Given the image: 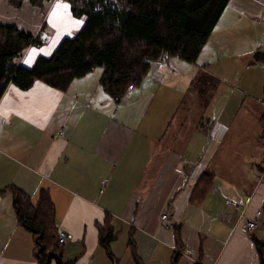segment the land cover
<instances>
[{"label":"crops","instance_id":"obj_1","mask_svg":"<svg viewBox=\"0 0 264 264\" xmlns=\"http://www.w3.org/2000/svg\"><path fill=\"white\" fill-rule=\"evenodd\" d=\"M58 3L46 8L50 33L43 31V44L30 46L18 65L30 68L37 57L51 56L84 25L68 3L67 9ZM29 15L1 24L36 34L42 12L32 7ZM263 53L264 0H229L195 64L170 57L152 66L120 102L100 88L98 69L64 92L42 81L28 90L8 85L0 98V189L14 185L33 200L48 190L56 225L66 232L67 264H110L94 261L106 215L119 234L133 231L141 264H170L177 250L172 226L178 223L184 244L178 264H260L244 224L264 209V153L245 152L241 135L240 143H226L228 128L220 118L208 117L186 134L175 116L192 90L209 96V116L229 108L235 114L251 94L245 84L252 72L261 79L248 106L264 110ZM204 171L212 174V187L195 205L189 197ZM252 231L264 240V225ZM32 251V235L16 223L6 190L0 194V264H38ZM130 259L135 264L131 253Z\"/></svg>","mask_w":264,"mask_h":264},{"label":"trees","instance_id":"obj_2","mask_svg":"<svg viewBox=\"0 0 264 264\" xmlns=\"http://www.w3.org/2000/svg\"><path fill=\"white\" fill-rule=\"evenodd\" d=\"M6 1L17 9L27 1L42 13L54 2ZM61 1L69 4L73 16L84 17V25L74 36L63 38L51 56L37 57L30 68L18 65V61L30 46L43 44L44 26L37 34H31L15 24L0 23V98L10 84L28 90L37 81L64 92L75 79L100 68V88L109 98L120 102L129 86H139L163 54L195 64L229 3V0ZM260 120L264 124V115ZM212 179L207 171L199 176L190 194V203L197 205L203 201L212 187ZM6 190L12 194L16 223L32 235L36 263L67 264L64 244L58 240L55 204L48 190L41 189L35 200L17 186L0 189V194ZM180 229V223L172 226L177 250L170 264H178L180 252L184 250ZM118 235L112 217L106 215L98 226V244L115 264L118 259L111 253V244ZM250 238L259 263L264 264V240L254 231L250 232ZM127 249L134 263L141 264L133 231H129Z\"/></svg>","mask_w":264,"mask_h":264},{"label":"rangeland","instance_id":"obj_3","mask_svg":"<svg viewBox=\"0 0 264 264\" xmlns=\"http://www.w3.org/2000/svg\"><path fill=\"white\" fill-rule=\"evenodd\" d=\"M61 3L66 4L67 2L61 1ZM32 7L33 6L26 1L25 5H23L20 9H17L9 5L6 0H0V23H9L11 21H14L16 16H18L20 20L26 21V19L30 18L29 8ZM48 7H50V5H48L46 8ZM48 13L49 10L44 11V13H42L41 17L38 19L35 28V29L38 28L37 32L44 26V30L47 31L49 29V33H50V27L47 24H45ZM98 70H102V69L98 68ZM249 77H250L248 79L249 86L247 85V83L245 85L246 88H248L247 90L249 91V93H251L250 94L251 96L249 95V97H252V95H255V92L258 91L256 89L260 86L261 76L260 74L252 72V74ZM213 86L215 87L217 85H213ZM230 91H231V87H230ZM236 95L240 96L238 92H236ZM249 97L248 98L246 96L243 97L245 98V102L243 103V105H241L238 108V111L235 112V114L234 111L236 109L229 108L225 111V113L222 116L220 115L209 116L204 112V109L209 102V96L205 94H199L197 91L192 90L187 95L182 96L181 98L183 104L175 116L176 123L179 122L185 123V132L186 134H188L194 132L196 127L198 128L200 125L206 124L207 121L209 120L208 117H212L213 119L215 117L217 119L220 118V120L223 121L228 128L227 137L224 140L226 141V143H230V144H237L238 142L240 143L241 138L239 137V135H241L244 138L243 143H245L244 151L245 152L249 151V153L253 155V157H258L261 154L263 157L264 124L260 121L261 118L259 117L262 114V112L264 113V110L263 108L259 109L258 106L256 107L248 106V102H251V98ZM188 105H191V108L189 110L187 109ZM260 134H261V138H260ZM248 157H249L248 155H245L242 158L243 161H246L244 166L248 165L247 164ZM262 161L263 160H261L260 163H262ZM127 238H128L127 231L120 230V234L118 235L117 240L111 244V253L114 258H117L119 260L118 261L119 264H129L131 262L130 252L125 245ZM124 252L126 253V257ZM94 261L95 263L105 261V262H109L110 264L112 262L108 258L105 250L102 247H99L98 252L94 256Z\"/></svg>","mask_w":264,"mask_h":264},{"label":"built area","instance_id":"obj_4","mask_svg":"<svg viewBox=\"0 0 264 264\" xmlns=\"http://www.w3.org/2000/svg\"><path fill=\"white\" fill-rule=\"evenodd\" d=\"M58 1V0H54ZM38 33V32H37ZM36 33V34H37ZM43 33V32H42ZM170 57L167 54H163L160 58H158L154 63L153 66H159L166 62ZM132 86H129L128 90L132 89ZM224 203L228 206H232L235 210L239 211L240 206L235 201H233L230 198H225ZM243 213V210H242ZM161 220L163 223H165L166 215L162 214ZM165 225V224H164ZM264 225V209H258L252 217H247L244 224V229L246 232H250L257 228L258 226ZM166 226V225H165ZM57 233H58V240L60 243H65L67 240L66 232L62 228L57 227Z\"/></svg>","mask_w":264,"mask_h":264},{"label":"snow or ice","instance_id":"obj_5","mask_svg":"<svg viewBox=\"0 0 264 264\" xmlns=\"http://www.w3.org/2000/svg\"><path fill=\"white\" fill-rule=\"evenodd\" d=\"M57 8H64V9H67V8H68V5L65 4V3H58V4H57ZM75 23L78 25V24L82 23V21H75ZM33 51H35V50H33Z\"/></svg>","mask_w":264,"mask_h":264}]
</instances>
